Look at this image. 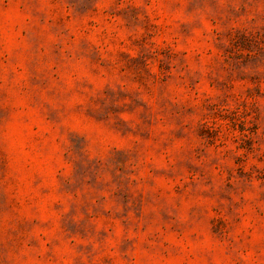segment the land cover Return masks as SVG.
<instances>
[{"label": "rangeland", "instance_id": "rangeland-1", "mask_svg": "<svg viewBox=\"0 0 264 264\" xmlns=\"http://www.w3.org/2000/svg\"><path fill=\"white\" fill-rule=\"evenodd\" d=\"M0 264H264V0H0Z\"/></svg>", "mask_w": 264, "mask_h": 264}]
</instances>
